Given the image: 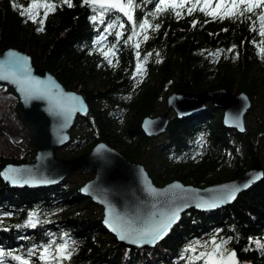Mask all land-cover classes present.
I'll return each instance as SVG.
<instances>
[{
	"label": "trees",
	"instance_id": "trees-1",
	"mask_svg": "<svg viewBox=\"0 0 264 264\" xmlns=\"http://www.w3.org/2000/svg\"><path fill=\"white\" fill-rule=\"evenodd\" d=\"M47 2L55 10L44 17L43 7L35 9L33 22L27 12L21 15L32 0H0V49L32 54L67 89L87 99L90 111L76 121L71 141L57 151L59 157L72 158L103 141L128 160L144 164L157 185L179 179L206 186L238 178L251 167L259 152L255 143L264 133V35L255 26L261 9L220 19L200 11L203 3L196 0H185L183 7H172L169 0L162 11H157L159 0H133V20L128 22L114 9L87 6L83 0H72V7L62 0ZM144 20L151 25L146 30L139 27ZM137 64L143 73L136 72ZM216 89L245 92L255 128L246 134L225 128L223 110L208 103L196 115H172L161 141L141 131L142 118L163 113L171 92ZM16 106V98L0 87V158L31 161L29 137L15 142L1 130L13 135L23 130ZM82 183L12 190L0 180V249L29 264H45L38 258L43 246L70 236L81 252L68 246L74 249L70 259L49 257L47 264H205L201 254L213 250L215 239L217 244L227 241V251L235 247L239 264H264V178L226 210L185 212L162 243L139 251L105 236L102 212L78 194ZM30 216L35 227L28 225ZM12 256L4 257L20 264Z\"/></svg>",
	"mask_w": 264,
	"mask_h": 264
},
{
	"label": "water",
	"instance_id": "water-1",
	"mask_svg": "<svg viewBox=\"0 0 264 264\" xmlns=\"http://www.w3.org/2000/svg\"><path fill=\"white\" fill-rule=\"evenodd\" d=\"M122 2L126 4L127 0ZM115 11L129 21L121 12ZM0 77H3L0 87L16 98L15 111L24 126L16 135L4 128L1 130L15 141L29 137L34 151L31 161L0 158L3 185L12 190L51 188L63 184L71 173L82 170L91 177L79 186L78 194L102 209L100 225L123 248L133 251L153 249L179 225L185 212L192 209L197 212L226 210L241 193L249 191L264 178V166L257 153L251 167L240 177L206 186L179 179L157 185L144 164L128 160L103 141L72 158L59 157L57 151L71 141V130L76 121L87 117L90 111L84 94L67 89L52 72L39 66L32 54L15 47L0 49ZM206 103L223 110L225 128L246 134L245 116L252 106L251 99L245 92L232 93L226 89L171 92L166 98L165 111L142 118L140 129L147 137H159L167 129L171 110L177 118H183L203 112ZM245 184L248 186L244 187ZM234 188L240 190L232 199L230 193ZM176 210L178 220L155 243L136 244L119 238L127 228L151 224ZM230 251L236 253L234 247ZM236 261L239 264L237 253Z\"/></svg>",
	"mask_w": 264,
	"mask_h": 264
},
{
	"label": "snow or ice",
	"instance_id": "snow-or-ice-1",
	"mask_svg": "<svg viewBox=\"0 0 264 264\" xmlns=\"http://www.w3.org/2000/svg\"><path fill=\"white\" fill-rule=\"evenodd\" d=\"M63 3H66L68 7H72V0H62ZM185 0H181L180 4H176L175 0H172V7H183ZM203 3V6L199 9L202 12H205L206 15H210L213 18L219 16L220 19L235 18L237 16H244L245 13L254 12L255 9H261V12L258 14V19L260 21L261 26V35H264V0H217L216 9L211 10V0H196V4ZM85 5H93L99 6L103 9H116L121 12L124 16L128 18L129 21L133 20L131 9L133 8V0H127V3H123L122 0H83ZM169 4V0H159V4L157 5V11H162L163 7ZM43 7L45 9L44 17H47L48 13L55 10L56 5L50 2L40 3L38 0H32V3L29 9H25L21 12V15H24L25 12L28 13L29 19H33V22H36L33 18V11ZM195 10V6L193 8H189L188 11L191 13ZM177 16L180 15L179 12L176 13ZM95 20V17H93ZM43 19L39 21L41 25H43ZM151 25L147 20H144L139 24L140 29L146 30ZM195 26V24H194ZM112 27V25H109ZM123 27V25H121ZM155 28H159V25H156ZM38 31H43V28H39ZM120 35L119 33L117 34ZM145 40L148 39V36L145 35ZM136 47H139L137 44ZM10 55H14L10 53ZM114 55V53H113ZM145 59H147L145 57ZM109 63L111 61L109 60ZM142 66L137 64L136 72L140 73L142 71ZM3 78V77H0ZM248 185L245 184L244 187ZM178 187V186H177ZM240 189L234 188L230 193V198H235V193ZM215 205H209V207H214ZM178 210L173 211L166 218H161L155 220L151 224L143 225L140 227H130L124 230L123 234L119 236L120 239H128L131 243L141 244V243H155L158 240L162 239L164 235L167 234L171 225L178 220ZM107 224L108 221L106 220ZM28 225L35 227V223H33L31 216L28 221ZM115 231V228H112ZM214 248L211 252L202 253L203 257H206L205 264H237L236 261V253L234 251H227L223 249V245L227 243V241L221 240V243L217 244L215 239L212 241ZM51 245L43 246V251L40 252L39 259L44 261L47 264L49 257H51L55 261L68 260L71 258L74 249H69L67 243H60L56 246L55 252L50 251ZM33 250H29L28 255L31 256ZM5 255L12 256V253H5L2 249H0V258ZM12 259L17 260L20 264H29L27 260H22L20 256H12ZM0 264H3V260L0 259Z\"/></svg>",
	"mask_w": 264,
	"mask_h": 264
},
{
	"label": "rangeland",
	"instance_id": "rangeland-1",
	"mask_svg": "<svg viewBox=\"0 0 264 264\" xmlns=\"http://www.w3.org/2000/svg\"><path fill=\"white\" fill-rule=\"evenodd\" d=\"M187 3H189V2H187ZM216 3H217V0H212L211 1V5H210V8H211V10H215L216 9ZM190 4V3H189ZM36 17H38V16H36ZM255 26H256V28L257 29H260L261 28V26H260V21L259 20H257V21H255ZM261 30V29H260ZM141 38H142V33L137 37V39H136V45L138 44L139 45V43H141ZM140 47H141V45H139V47H138V50H140ZM252 47L253 48H255V49H260V45H258L256 42H253L252 43ZM137 50V51H138ZM148 55H149V53H148ZM145 71V69H143L140 73H143ZM206 104H208V103H206ZM166 108V107H165ZM251 108H252V106H251ZM251 108L249 109V111L247 112V114H246V120H245V125H246V128H247V130L249 131V130H251V129H253V128H255V125H256V123H255V121H254V119H255V115H252V114H249L250 113V111H251ZM218 110V109H217ZM257 113H259V111H257ZM162 114V113H161ZM176 114V113H175ZM170 115H174V112L171 110L170 111V113H169V117H171ZM227 129H229V128H227ZM229 130H232L233 131V129H229ZM262 135L261 136H258V141L255 143V145H256V149H257V151H259V152H257V155H258V158H259V160L260 161H262L263 160V162H264V144L263 143H261V142H263V137H264V133H261ZM163 135V134H162ZM162 135L161 136H159V137H156L157 138V140L158 141H161L162 140ZM27 138V137H26ZM28 139V138H27ZM29 144H30V141H29ZM31 146V145H30ZM66 147H63V148H61V150L62 149H65ZM30 154L33 156L34 155V151L31 149V147H30ZM58 156V155H57ZM33 158V157H32ZM32 160V159H31ZM140 163V162H139ZM145 166V165H144ZM80 171L81 170H77V171H75V172H73V173H71L68 177H67V179H65L64 181H63V183L65 182V184H69V185H74L75 183H77V182H85V176L89 179L91 176H89V175H81L80 174ZM87 179V180H88ZM96 211H98V212H102V209L99 207V206H96ZM6 216H9V215H6ZM105 234V233H104ZM52 236H53V234H52ZM105 236H110L111 237V235H108V234H105ZM56 240L57 241H59V239H54V240H52L51 242H50V245H51V248H50V251L51 252H55V248H56V246L57 245H59L60 243H56L55 244V242H56ZM61 241H63V243H67V245L68 246H71V247H73L74 249H75V251H76V253H79V252H81V250H82V248H81V246L79 245V242L77 241V240H75L74 238H72V237H70V236H62V238H61ZM0 259H2L3 260V264H13V261L11 260V259H9V258H7V257H2V258H0ZM152 261V264H156L155 263V260H151ZM101 264H105V263H101Z\"/></svg>",
	"mask_w": 264,
	"mask_h": 264
},
{
	"label": "bare ground",
	"instance_id": "bare-ground-1",
	"mask_svg": "<svg viewBox=\"0 0 264 264\" xmlns=\"http://www.w3.org/2000/svg\"><path fill=\"white\" fill-rule=\"evenodd\" d=\"M5 187V186H4Z\"/></svg>",
	"mask_w": 264,
	"mask_h": 264
}]
</instances>
